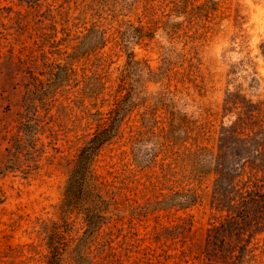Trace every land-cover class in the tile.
<instances>
[{"label": "rangeland", "instance_id": "obj_1", "mask_svg": "<svg viewBox=\"0 0 264 264\" xmlns=\"http://www.w3.org/2000/svg\"><path fill=\"white\" fill-rule=\"evenodd\" d=\"M50 263L264 264V0H0V264Z\"/></svg>", "mask_w": 264, "mask_h": 264}, {"label": "trees", "instance_id": "obj_2", "mask_svg": "<svg viewBox=\"0 0 264 264\" xmlns=\"http://www.w3.org/2000/svg\"><path fill=\"white\" fill-rule=\"evenodd\" d=\"M110 133L109 128H104L100 132L96 133L89 141L88 145L83 148L81 153L79 154L78 158L76 159L75 162V169L72 171L70 178L68 180V185L66 187V192L71 193L75 190V186L80 182V176L84 175H79V168L81 167V163L86 164L90 162V158L93 154V151L95 150L96 146L101 143V141H104L108 134ZM239 143H242L241 140L238 141ZM245 142V141H244ZM242 146V144H240ZM82 164V165H83ZM78 169V170H77ZM190 198V196H189ZM51 264V263H50Z\"/></svg>", "mask_w": 264, "mask_h": 264}]
</instances>
